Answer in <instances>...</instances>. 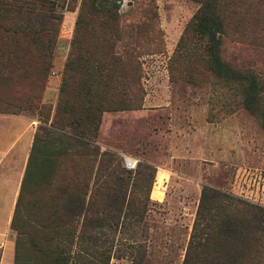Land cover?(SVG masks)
Listing matches in <instances>:
<instances>
[{
  "label": "trees",
  "instance_id": "trees-1",
  "mask_svg": "<svg viewBox=\"0 0 264 264\" xmlns=\"http://www.w3.org/2000/svg\"><path fill=\"white\" fill-rule=\"evenodd\" d=\"M187 1L197 8L177 39L169 73L191 56L264 132V80L249 60L264 50V0ZM67 8L76 16L51 113L41 95L62 18L57 2L0 0V115L41 118L9 222L13 264H109L119 250L140 264L143 246L117 249L114 242L141 226L155 169L140 162L126 170L95 140L103 113L141 107L140 59L161 45L157 14L152 5L145 20L126 23L120 0H67ZM228 37L245 45L248 59L223 58ZM72 149L81 150L83 169L67 170L54 193L28 204L31 180L44 187L62 153ZM180 264H264V207L202 185Z\"/></svg>",
  "mask_w": 264,
  "mask_h": 264
},
{
  "label": "rangeland",
  "instance_id": "rangeland-1",
  "mask_svg": "<svg viewBox=\"0 0 264 264\" xmlns=\"http://www.w3.org/2000/svg\"><path fill=\"white\" fill-rule=\"evenodd\" d=\"M56 2L62 18L41 95L51 113L76 16V9L68 10L67 0ZM152 5L161 45L158 52L140 59L141 107L103 113L95 143L100 150L113 152L120 167H124L125 156L155 169L149 211L141 226L135 227V234L129 231L116 237L115 247L121 249L130 243L143 246L146 252L140 264H180L202 185L264 207V132L257 120L238 106V97L203 76L191 56L169 73L177 39L197 4L187 0H120L119 12L126 23L139 22L146 19L144 10ZM245 48L228 37L222 44V56L241 63L248 59ZM249 60L264 80V50L258 49ZM189 78L194 81L189 82ZM21 116L30 120L35 132L41 118ZM67 152L51 169L44 187L43 182L31 180L26 190L28 204L54 193L61 176L81 164V150ZM68 154L72 160L67 159ZM6 240L0 249V264H13L12 231ZM123 256L127 254L119 250L109 264H131Z\"/></svg>",
  "mask_w": 264,
  "mask_h": 264
},
{
  "label": "crops",
  "instance_id": "crops-1",
  "mask_svg": "<svg viewBox=\"0 0 264 264\" xmlns=\"http://www.w3.org/2000/svg\"><path fill=\"white\" fill-rule=\"evenodd\" d=\"M31 126L23 116L0 115V249L8 243L9 222L34 134Z\"/></svg>",
  "mask_w": 264,
  "mask_h": 264
},
{
  "label": "built area",
  "instance_id": "built-area-1",
  "mask_svg": "<svg viewBox=\"0 0 264 264\" xmlns=\"http://www.w3.org/2000/svg\"><path fill=\"white\" fill-rule=\"evenodd\" d=\"M123 166L126 170H134L137 165V160L129 158V157H122Z\"/></svg>",
  "mask_w": 264,
  "mask_h": 264
}]
</instances>
